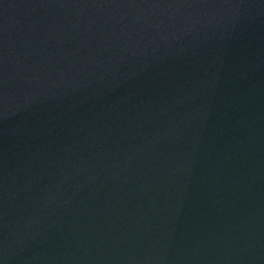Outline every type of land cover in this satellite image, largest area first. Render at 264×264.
Instances as JSON below:
<instances>
[{"label": "water", "instance_id": "95a60500", "mask_svg": "<svg viewBox=\"0 0 264 264\" xmlns=\"http://www.w3.org/2000/svg\"><path fill=\"white\" fill-rule=\"evenodd\" d=\"M0 264H264V0H0Z\"/></svg>", "mask_w": 264, "mask_h": 264}]
</instances>
